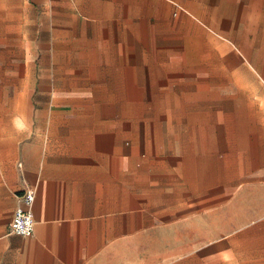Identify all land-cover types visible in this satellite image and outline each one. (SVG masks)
<instances>
[{"label": "crops", "instance_id": "0c3cea01", "mask_svg": "<svg viewBox=\"0 0 264 264\" xmlns=\"http://www.w3.org/2000/svg\"><path fill=\"white\" fill-rule=\"evenodd\" d=\"M178 4L27 0L24 19L9 7L25 70L11 54L0 70V264H264V119L155 120L169 154L131 141V110L210 109L209 93L171 82L178 58L156 39L177 31ZM254 79L219 88L218 110L264 111ZM29 187L25 238L10 225Z\"/></svg>", "mask_w": 264, "mask_h": 264}, {"label": "rangeland", "instance_id": "374dc122", "mask_svg": "<svg viewBox=\"0 0 264 264\" xmlns=\"http://www.w3.org/2000/svg\"><path fill=\"white\" fill-rule=\"evenodd\" d=\"M26 4L27 0H0V70L2 71L5 66L9 67L7 58L10 54L18 57V70H25L24 24L18 25L23 30H19L16 36L14 34L16 26L10 21L9 7L16 5L19 9L18 19L21 14L24 19ZM173 17L178 20L177 31L171 34L161 31L159 32L161 35L156 38L163 45V53L171 49V53L178 58V80L171 82L175 81L179 87L188 86L189 89L193 87L195 91L204 90L206 96L209 93L211 105L206 111H186L184 108L171 110V104L175 106V95L165 93L163 106H168L170 110L154 111L150 109L152 107L150 104L145 111L128 112L130 120L140 121L139 124H134L136 127H133L138 136L132 137L131 141L137 139L140 144L144 142L145 150L149 153L159 150L166 154L170 152L167 140L163 139L159 148L157 134L169 135L170 128L168 122L164 123L163 127H158L154 123L155 120L159 121L158 119L163 122L169 118L194 120L207 118L211 122L222 119L231 124L242 125L264 119V111L228 109L233 107L230 104H221L225 109L218 110V104L215 103L219 99V88L231 91L237 83L248 81L252 84L256 81L254 79L256 74L264 73V0H179ZM164 27L163 25L162 28ZM9 41L15 43L17 47L9 49ZM166 45H170L168 47L171 48ZM252 92L263 91L259 88ZM147 101L149 102V98ZM159 129L161 132H157ZM256 129L261 131L262 128L256 127ZM225 145L227 153L233 152L236 147L235 143ZM243 145L250 144L243 143ZM217 148L218 144L213 143L211 151H217Z\"/></svg>", "mask_w": 264, "mask_h": 264}, {"label": "built area", "instance_id": "2783aa9c", "mask_svg": "<svg viewBox=\"0 0 264 264\" xmlns=\"http://www.w3.org/2000/svg\"><path fill=\"white\" fill-rule=\"evenodd\" d=\"M37 191L34 188H26L20 196V206L16 209L10 225L12 234L20 237H31L35 231V216L33 207L36 201Z\"/></svg>", "mask_w": 264, "mask_h": 264}]
</instances>
